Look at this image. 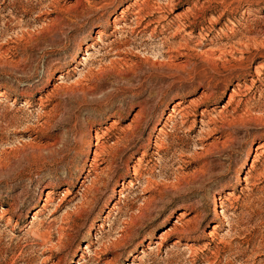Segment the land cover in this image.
Segmentation results:
<instances>
[{
    "label": "rangeland",
    "instance_id": "1",
    "mask_svg": "<svg viewBox=\"0 0 264 264\" xmlns=\"http://www.w3.org/2000/svg\"><path fill=\"white\" fill-rule=\"evenodd\" d=\"M0 264H264V0H0Z\"/></svg>",
    "mask_w": 264,
    "mask_h": 264
},
{
    "label": "bare ground",
    "instance_id": "2",
    "mask_svg": "<svg viewBox=\"0 0 264 264\" xmlns=\"http://www.w3.org/2000/svg\"><path fill=\"white\" fill-rule=\"evenodd\" d=\"M137 1V0H136ZM132 7H135V11H134V14H133V16H136V18L138 19V20H141L140 19V12H142V8H139V6L135 3V2H133L132 4ZM140 22V21H139ZM59 79H62V77L61 78H59ZM59 79H57V80H59ZM61 81V80H60ZM230 100L232 99V97H230L229 98ZM175 109H176V111H179V112H182V111H185L187 108H184L183 107V103L182 102H177L176 103V105H175V107H174ZM172 112L175 114V110L173 109L172 110ZM183 113V112H182ZM182 115V114H181ZM183 115H188L189 116V113L188 112H185V113H183ZM169 117V116H168ZM170 118V117H169ZM261 150V147H259L258 146V148L256 149V152H259ZM96 153V152H95ZM96 155V154H95ZM94 162V161H93ZM95 163V162H94ZM94 166V165H93ZM94 168V167H93ZM261 173V172H260ZM260 176V175H259ZM87 193V192H86ZM120 197H123L122 195L120 196ZM212 198H214L213 196H212ZM211 202V201H210ZM212 203H214V202H212ZM213 213L214 214H216L217 213V210H216V208L214 207V211H213ZM36 213L34 214V217H33V221L36 219ZM218 216V215H217ZM182 221V222H181ZM177 222H180L179 224H177ZM177 222H175V224L173 225V227L171 228V229H168V231H170L171 232V230H172V232L173 231H185V230H187L188 229V227H187V223H188V220L186 221V216H184V214L182 213V212H180V214H179V217L177 218ZM164 233H168L167 231H165ZM177 242H174V244H176Z\"/></svg>",
    "mask_w": 264,
    "mask_h": 264
}]
</instances>
